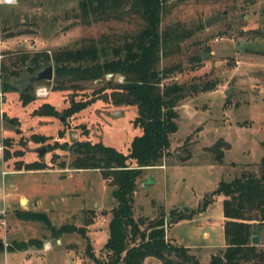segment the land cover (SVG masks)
Returning a JSON list of instances; mask_svg holds the SVG:
<instances>
[{
  "label": "rangeland",
  "instance_id": "1",
  "mask_svg": "<svg viewBox=\"0 0 264 264\" xmlns=\"http://www.w3.org/2000/svg\"><path fill=\"white\" fill-rule=\"evenodd\" d=\"M79 1L17 0L14 6H0V241L4 247L24 244L27 248L14 252L5 248L0 264H94L80 235L53 238L45 225L20 220L17 213L22 211L44 213L56 229L85 227L91 220L86 226L91 253L107 259L103 246L116 205L114 187L98 170L72 169L76 157L71 148L86 139L126 154L140 132L133 122L137 105L132 101L114 105L112 90L101 91L112 74L60 91L54 89L53 81L32 84L35 100L26 107L21 106L16 91L1 92L4 86L21 89L25 85L33 76L26 67L32 66L30 59L35 54L50 56L59 49H75L93 41L104 50L99 62L112 59V49L125 56L124 45L135 39L144 22L126 5L115 12L82 17ZM216 15L223 20L205 28L204 21ZM161 21V34L182 38L160 58L155 80H161L159 88L182 85L185 96L176 108L178 127L170 136L166 161L136 181L134 217L155 219L170 212L187 215L188 219L167 227V236L173 245L190 248L200 264H208L211 253L225 245L223 197L212 194L221 181L230 182L242 173L257 174L264 153V0H169ZM49 65L54 72L52 61L43 67ZM165 69L173 70L166 74ZM112 83H125V79L114 75ZM43 88L48 94L37 97L36 90ZM71 99L94 102L64 118ZM43 103L54 107L58 116H35L33 111ZM3 114L17 122H6ZM33 136L45 137V141H34ZM5 140L11 146L5 147ZM218 140L229 146L219 145L224 153L221 162L209 151ZM42 148L45 154L40 159L37 150ZM186 151L191 157L182 163ZM37 163L40 169L24 171L25 165ZM146 178L148 185L141 188ZM22 191L29 195L20 197ZM211 196L202 209L203 201ZM263 232L264 228L255 233L261 238L260 248ZM150 260L148 264H162L156 258Z\"/></svg>",
  "mask_w": 264,
  "mask_h": 264
},
{
  "label": "trees",
  "instance_id": "2",
  "mask_svg": "<svg viewBox=\"0 0 264 264\" xmlns=\"http://www.w3.org/2000/svg\"><path fill=\"white\" fill-rule=\"evenodd\" d=\"M169 0H80L78 6L82 17L90 14H105L106 11H118L124 5L141 21L142 29L135 39L124 45V57H120L118 49H112V59L99 62V53L104 55L103 49H98L92 43L85 44L75 49H59L50 56L47 53L35 54L30 59L32 66L26 67L30 75L42 69L45 63H54L55 74L53 81L55 90H65L67 86L78 88L80 82H93L104 80L107 75L123 76L125 83H112V77L105 82V89H111V100L114 105L126 104L132 101L137 105V116L133 122L140 129L139 135L134 136L127 149L122 154L114 147H108L100 142L93 144L90 140H81L75 143L71 151L75 160L71 166L74 170H98L104 180L113 186L112 197L116 201L111 210L108 221V238L103 246L106 260H100L92 255L91 245L87 240L85 227L77 228L73 225H64L56 229L50 224L48 216L44 213L22 211L17 213L20 220L25 222H38L49 229L51 237L59 239L64 234L76 233L87 242L86 253L94 264H144L148 257L156 258L162 264H200L198 258L189 253L185 247L171 244L165 238L167 227L179 223L189 217L185 214L175 215L170 212L167 220L166 214L160 213L155 219L134 217V194L136 181L144 176L146 168L161 166L170 148V136L177 131L178 102L185 96V88L179 84H170L158 87L161 80H151L150 74L157 69L160 58L176 39L182 35L160 33L161 15L164 6ZM21 34V33H19ZM9 36V35H8ZM14 36V35H10ZM8 38V37H7ZM26 57H21L24 65ZM44 63V64H43ZM176 65L174 69H177ZM173 69H165L164 73L170 74ZM16 75L15 72H9ZM5 87L1 90L7 93L14 90L19 94L21 106L26 107L35 100L32 85L21 89ZM197 89V88H193ZM100 91V92H101ZM94 101L70 100V106L62 115L69 118L92 104ZM35 116H58L54 107L43 103L33 111ZM6 122H17L8 119L3 114ZM83 134H88L84 130ZM34 141H45V137L35 138ZM220 144L228 149V144L222 140L209 150L215 154V159L221 162L224 153ZM4 146L11 143L4 141ZM264 152V143L262 145ZM17 154V153H14ZM183 162H187L191 154L186 151ZM6 157L8 152H6ZM38 164V163H37ZM40 164H28L24 171L40 169ZM258 173H242L230 182H219L214 194L223 196L222 216L224 218L223 237L225 248L218 250L210 256L208 264H264V247L251 244V230L260 232L264 228V153L258 165ZM212 196L203 201L204 209L210 203ZM201 211L199 208L198 212ZM6 248V249H5ZM25 251L24 244L7 246L0 241V252L3 250Z\"/></svg>",
  "mask_w": 264,
  "mask_h": 264
},
{
  "label": "water",
  "instance_id": "3",
  "mask_svg": "<svg viewBox=\"0 0 264 264\" xmlns=\"http://www.w3.org/2000/svg\"><path fill=\"white\" fill-rule=\"evenodd\" d=\"M222 20H223L222 17H220L218 15L213 16V17H209L208 19H206L204 21V26H205V28H209L210 25L215 24V23L222 21ZM205 56H206V54H203V57H202L203 60H205ZM53 76H54L53 68L51 65L43 67L41 70L35 72L33 76H30L22 88H25L27 85L41 83L43 81L51 82L53 80ZM108 77L110 78L111 74L108 75ZM156 77H157V74L155 72H152L150 74L151 80H155ZM230 93H231V90L229 89L228 91L225 92V96L228 97L230 95ZM60 121H63L62 117H61ZM37 153H38V158L41 159L45 154V150L43 148L38 149ZM144 185L145 184L142 185V188L144 187ZM22 201L23 200H21V203H22ZM103 215H106V212H103ZM255 233H256L255 230L252 229L251 230V236H252L251 237V244L257 246L260 244V237L257 236Z\"/></svg>",
  "mask_w": 264,
  "mask_h": 264
},
{
  "label": "crops",
  "instance_id": "4",
  "mask_svg": "<svg viewBox=\"0 0 264 264\" xmlns=\"http://www.w3.org/2000/svg\"><path fill=\"white\" fill-rule=\"evenodd\" d=\"M165 161H166V159H165ZM165 161L163 162V167H164V163H165ZM161 166H162V165H161ZM153 168H154V167H153ZM149 169H152V168H146V170H149ZM146 170H145V171H146ZM145 171H144V172H145ZM146 181H147V178H146V180H144L143 182H141V184H140L141 188H142V185H143V184H145L144 186L148 185ZM145 182H146V183H145ZM143 188H144V187H143ZM28 195H29V193H27V192H23V191H22V192H20V195H19V196L21 197V196H28ZM222 197H223V196H222ZM25 201H26V200H25ZM20 203H21V200H20ZM22 204H23V203H22ZM24 204H25V203H24ZM166 217H168V214L166 215ZM221 220H222L221 226H222V228H223V224H224V221H225L224 218H223V216L221 217ZM179 223H180V222H179ZM179 223H176V224H179ZM172 225H174V224H172ZM172 225H171V226H172ZM169 227H170V226H169ZM169 227H168V228H169ZM168 228H167V229H168ZM167 229H166V237H165V238L168 239V241H169L171 244H173V243L171 242V239H169L168 236H167ZM222 230H223V229H222ZM203 235L205 236L206 234L203 233ZM260 241H261V238H260ZM174 246H175V245H174ZM257 246H260V244L257 245ZM183 247H184V246H183ZM262 247H264V245H263ZM185 248H187V249L189 250V253H190L191 255H194V254H192V251H191L190 248H188V247H185ZM224 248H225V245H224L222 248H218V249L221 250V249H224ZM216 250H217V249H215V251H216ZM215 251H213V252L211 253V255H213ZM211 255H210V256H211ZM194 256H196V255H194ZM196 257H197V256H196ZM150 258H152V257H148V259H146V260L144 261V264H148V263L151 261ZM197 258H198V257H197Z\"/></svg>",
  "mask_w": 264,
  "mask_h": 264
},
{
  "label": "built area",
  "instance_id": "5",
  "mask_svg": "<svg viewBox=\"0 0 264 264\" xmlns=\"http://www.w3.org/2000/svg\"><path fill=\"white\" fill-rule=\"evenodd\" d=\"M17 3V0H0V6H14L16 5ZM36 96L37 97H40V98H43V96H46L48 94V92L46 91L45 88L43 89H38L36 90ZM2 152H3V147L2 145L0 144V160H2ZM263 236H264V232H263Z\"/></svg>",
  "mask_w": 264,
  "mask_h": 264
}]
</instances>
